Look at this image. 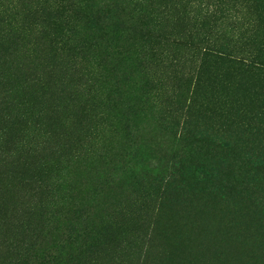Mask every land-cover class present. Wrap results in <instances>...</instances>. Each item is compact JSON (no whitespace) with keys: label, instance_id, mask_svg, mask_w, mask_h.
<instances>
[{"label":"trees","instance_id":"obj_1","mask_svg":"<svg viewBox=\"0 0 264 264\" xmlns=\"http://www.w3.org/2000/svg\"><path fill=\"white\" fill-rule=\"evenodd\" d=\"M103 4L107 15L113 13L117 15V21H121L111 36L105 31L106 36L102 38L105 45L118 48L120 54L131 53L132 49L138 51L135 53L138 56L136 72L140 82L136 86L141 92L146 90L148 93L142 94L140 100L151 101L156 91V84L153 85L149 78L151 63L156 62L159 69L164 67L168 73L180 66L188 74L187 87L180 86L175 106L168 104V113L163 114L171 134V149L170 155L163 156L158 165L163 169L171 158L170 166L167 175L152 178L147 174L150 171L148 162L138 156L132 164L142 173L148 170L147 173L136 178L125 172L118 179L101 182L100 197L89 202L95 203L93 206H83L78 201L66 212L64 207L53 208L50 203H44L43 208L33 213L39 219L38 225L30 231L36 248L34 250L31 245L22 250L17 264H205L202 258L207 250L205 246L196 243L193 249L190 240L178 241L181 236H175L176 213L183 212L181 219L186 221V207L196 202L194 226L209 231L215 227L216 194H221L226 206L234 202V197L230 198V192L224 191L221 183L227 177V171V178H232L237 164L234 160H240L234 154L243 157L245 165L250 166V173H256L257 178L264 180V148L259 150L262 153L258 157L254 155V149L247 150V146L242 151L236 150L241 134L264 138V0H107ZM90 8L91 0H29L28 5H23L17 12L24 24L16 26L4 17L5 11L0 5V48L6 43L14 44L30 33L36 35L32 48L41 46V40L46 38L51 46L65 42L69 48H82L83 51L88 44L81 41V37L91 28L92 18L86 20L85 28L77 31L68 29V25L64 27V22L76 10L86 13ZM26 26L39 28L24 29ZM130 31L134 32V40L122 35ZM2 39L7 40L2 43ZM163 46L169 48H161ZM230 48L232 54L226 52ZM47 66L51 69L50 78L58 75L54 74L53 66ZM3 72L5 70L0 68V104L7 96L4 81L10 80V74L3 75ZM173 79L179 81L178 76ZM109 80H115V76ZM52 81L55 84H50L51 89L60 92L61 97L62 94L83 96L79 80V83L67 82L57 76ZM119 82H114L111 93L117 92L120 101L125 99V93L118 90ZM191 87L192 90L187 92ZM189 92L191 106L194 105L198 113L196 121L203 118L209 125L203 127L204 130H190V120H186L178 136L174 122H177L178 112ZM89 101H81L82 112L90 108L87 103L92 102ZM1 110L0 157L8 165L19 164L16 157L19 151H12L10 156L6 146L15 121L17 123L18 118L22 121L27 113L15 114L11 104ZM224 111L230 114L235 130L233 135L225 128L226 132L220 129L215 134L210 133L213 116ZM237 133L239 138L234 137ZM95 136L92 139H97ZM48 139L49 136L42 138ZM86 145L89 149V141ZM90 145L91 148L94 143ZM104 147L106 152L102 155H109L114 150L112 144ZM90 151L93 162L100 159V152L93 147ZM70 155L68 152L53 158L47 163L50 170L56 171ZM139 161L141 168H138ZM133 203L138 207H130ZM252 207L264 219V198L256 197ZM57 221L64 226L60 232L56 230L54 240V235L50 236L52 226H49ZM206 233L203 239L206 235L209 238Z\"/></svg>","mask_w":264,"mask_h":264},{"label":"rangeland","instance_id":"obj_2","mask_svg":"<svg viewBox=\"0 0 264 264\" xmlns=\"http://www.w3.org/2000/svg\"><path fill=\"white\" fill-rule=\"evenodd\" d=\"M105 1L107 0H91L90 11L85 13L82 10L80 13L76 10L64 22V27L68 25V29L77 31L81 27L85 28L86 20L90 21L92 18L91 28L81 37V41L88 44L83 51L82 48H69L65 42L51 46L45 41L46 38L41 40V46L32 48L31 44L36 35L30 33L20 37L14 44L6 43L0 48V68L5 70L3 75L10 74V80L4 81L7 96L5 102L0 104V111L11 104L15 114L22 111L27 113L22 121L20 118L17 123L15 121L6 146L10 156L12 151H19L16 156L19 164L8 165L0 157V264H17L18 256L25 249L34 245L35 250L36 245L31 241L30 231L38 225L39 219L33 213L43 208L44 203H50L53 208L64 207L67 212L78 201L83 206H93L95 203L89 202L100 197L103 189L100 183L118 179L125 172L136 178L146 174L148 170L150 171L147 174L152 178H159L164 173L167 175L171 158L167 160V165L165 162L163 169H159L158 165L163 156L170 155L171 149V134L163 114L166 116L168 113V104L173 103L175 106L179 99L176 97L180 93V86L187 87L188 74L180 66L174 68L173 73H168L164 67L159 69L156 62L151 63L148 70L150 81L153 85L156 84L154 100L149 99L144 103L145 99H141L142 102L139 97L147 92H141L136 86L140 82V76L136 72L138 51L132 49L131 53L120 54L118 48V51L114 47L108 48L102 39L106 36V30L111 36L121 22L117 21V15H107L104 12ZM28 2L29 0H0L5 11L4 17L16 26L24 24V19L17 16V12L23 5H28ZM45 24L44 22V26ZM26 28L35 30L39 27H24ZM41 30L44 31V28L41 27ZM122 35L134 40L132 31ZM6 40L2 39L1 42L5 43ZM50 48H56V51ZM226 52L232 54V48ZM49 64L54 67V74L58 73V78L67 82H81L82 99L91 102L94 98L97 100L93 104L87 103L90 105L88 111L82 112L81 101L85 100L79 96L62 94L65 97H61L60 92L51 89L50 84H55L52 79L57 76L50 78L51 69L47 66ZM129 72L132 73L131 76ZM113 75L115 80L110 81ZM176 76L179 81L173 79ZM116 79L120 80L118 90L125 93V99L120 101L117 92L111 93ZM189 90L192 87L187 92ZM190 95L189 92L182 110L178 112L177 122H174L178 136L183 130V124L186 125V120H190V130H204L203 127L209 125L203 118L196 121L198 113L195 106H191L193 103ZM157 104L159 107H156ZM229 116L227 111L213 116L210 133L227 129L233 135L235 130ZM124 117L126 118L122 121ZM44 136H49V139L42 140ZM94 136L97 139H92ZM234 137L239 138V133ZM260 138L261 136L241 134L236 150L242 151L247 146L246 149H254V155L258 157L262 153L259 150L264 148V138ZM88 141L89 149L86 145ZM93 143V149L100 152V159L94 162L90 151V144ZM111 144L114 145V150L109 155H102L106 152L104 146ZM68 152L71 153V158H64L56 171L50 170L49 162ZM9 154L5 155L8 160ZM234 155L240 160H234L237 164L232 178H227L226 168L227 177L221 181L224 191L230 192V198L234 197V202L226 206L221 194L212 196L216 205L215 227L209 231L208 228L199 230L194 226L193 218L198 205L196 202L186 207V221L181 219L183 212L176 213L177 220L175 219L174 224L179 227L177 226L175 236H181L178 241L190 240L193 249L196 243L205 246L207 250L202 257L205 264L264 263V219L252 207V201L255 200L256 203V197L264 198V180L257 178L256 173L249 172L250 166L245 165L243 157ZM138 156L140 160L148 162L149 169L146 173H142L141 169L132 164ZM138 164V168H141V161ZM208 193L209 189L206 190V194ZM53 199L56 206H53ZM137 205L133 203L130 207L137 208ZM188 220L190 223H187ZM63 226L59 221L50 224V236L54 235V240ZM205 233L210 235L209 238L206 235L203 239Z\"/></svg>","mask_w":264,"mask_h":264}]
</instances>
